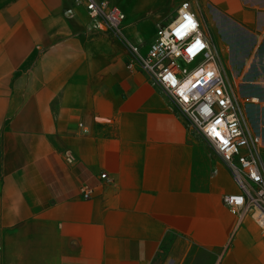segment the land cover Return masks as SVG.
<instances>
[{
  "label": "crops",
  "instance_id": "crops-1",
  "mask_svg": "<svg viewBox=\"0 0 264 264\" xmlns=\"http://www.w3.org/2000/svg\"><path fill=\"white\" fill-rule=\"evenodd\" d=\"M115 1L146 49L136 33L167 1ZM191 5L217 31L220 14L264 31V0ZM130 61L74 0H0V264H176L191 245L264 264V227L224 201L228 167Z\"/></svg>",
  "mask_w": 264,
  "mask_h": 264
},
{
  "label": "built area",
  "instance_id": "built-area-1",
  "mask_svg": "<svg viewBox=\"0 0 264 264\" xmlns=\"http://www.w3.org/2000/svg\"><path fill=\"white\" fill-rule=\"evenodd\" d=\"M74 1L129 49V65H139L162 88L224 161L238 186L224 198L230 210L240 219L251 215L264 227L263 140L248 124L220 50L191 3L182 2L175 17L143 49L126 39L122 31L126 13L120 5L112 0ZM92 193L91 188L83 189L85 198Z\"/></svg>",
  "mask_w": 264,
  "mask_h": 264
},
{
  "label": "rangeland",
  "instance_id": "rangeland-1",
  "mask_svg": "<svg viewBox=\"0 0 264 264\" xmlns=\"http://www.w3.org/2000/svg\"><path fill=\"white\" fill-rule=\"evenodd\" d=\"M166 1L169 14L160 25L154 30L151 24L146 23L143 30L136 33L138 37H150L146 40L147 45L156 38L159 28L175 17L180 3L192 2ZM114 2L116 3L115 0ZM217 22L220 25L219 31L210 20L205 22V29L220 50L228 75L243 102L250 126L264 137V31L260 27L247 26L227 15L220 14ZM124 29L125 22L122 31L128 41L136 44ZM217 258L214 252L199 245H191L188 251L176 257V264H215Z\"/></svg>",
  "mask_w": 264,
  "mask_h": 264
}]
</instances>
